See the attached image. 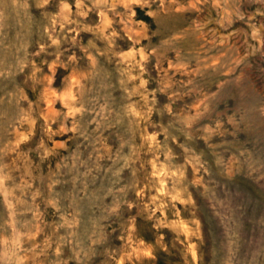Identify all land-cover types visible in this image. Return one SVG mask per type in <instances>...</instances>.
<instances>
[{
    "label": "rangeland",
    "instance_id": "rangeland-1",
    "mask_svg": "<svg viewBox=\"0 0 264 264\" xmlns=\"http://www.w3.org/2000/svg\"><path fill=\"white\" fill-rule=\"evenodd\" d=\"M0 264H264V0H0Z\"/></svg>",
    "mask_w": 264,
    "mask_h": 264
}]
</instances>
